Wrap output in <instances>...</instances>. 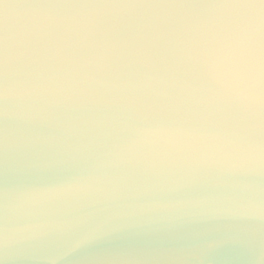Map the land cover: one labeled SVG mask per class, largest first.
I'll list each match as a JSON object with an SVG mask.
<instances>
[{
  "label": "clouds",
  "instance_id": "1",
  "mask_svg": "<svg viewBox=\"0 0 264 264\" xmlns=\"http://www.w3.org/2000/svg\"><path fill=\"white\" fill-rule=\"evenodd\" d=\"M0 158L14 220L52 195L131 209L76 230L73 251L264 264V0H0ZM50 169L60 182L35 187ZM63 238L28 222L0 245Z\"/></svg>",
  "mask_w": 264,
  "mask_h": 264
},
{
  "label": "water",
  "instance_id": "2",
  "mask_svg": "<svg viewBox=\"0 0 264 264\" xmlns=\"http://www.w3.org/2000/svg\"><path fill=\"white\" fill-rule=\"evenodd\" d=\"M5 167V161L0 158V237L22 223L42 222L59 226L64 232V238L60 241L62 247L59 251L46 253L17 251L13 254V249H5L0 245V264H110V256L102 251H73L75 244L73 233L87 227L94 218L130 211L131 209L126 207L124 202L99 203L76 212L72 210L75 207L74 202L52 195L37 216L28 220H14L5 207V192L11 186ZM39 177L35 181V187L40 189L53 188L60 182L56 169L43 171L39 173ZM162 264H182V259L169 257ZM187 264H238V261L231 251L220 249L209 254L190 257Z\"/></svg>",
  "mask_w": 264,
  "mask_h": 264
}]
</instances>
